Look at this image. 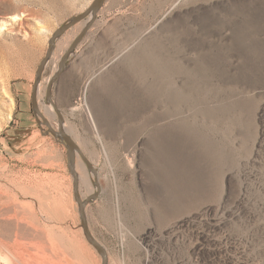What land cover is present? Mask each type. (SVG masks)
<instances>
[{"label": "rangeland", "instance_id": "1", "mask_svg": "<svg viewBox=\"0 0 264 264\" xmlns=\"http://www.w3.org/2000/svg\"><path fill=\"white\" fill-rule=\"evenodd\" d=\"M91 2L0 0V246L17 219L27 259L49 256L52 241L102 261L67 149L31 108L49 39ZM23 9L30 58L7 30ZM84 23L57 39L37 104L55 130L56 107L97 170L85 216L106 264H264V0H106L52 86L53 107L47 83ZM74 169L83 201L93 173L77 154Z\"/></svg>", "mask_w": 264, "mask_h": 264}, {"label": "water", "instance_id": "2", "mask_svg": "<svg viewBox=\"0 0 264 264\" xmlns=\"http://www.w3.org/2000/svg\"><path fill=\"white\" fill-rule=\"evenodd\" d=\"M106 3V0H92L90 5L87 7L85 11H83L81 14L72 17L70 20L62 24L58 29H56L51 38L49 39L48 48L45 53V56L40 61L35 75V80L33 84L32 89V95H31V108L35 114H38L40 118L42 119L43 123L46 125L48 133H50L54 138L58 139L67 149V161L70 170L73 173V179H74V195L75 199L79 203L80 207V218L82 223V228L84 230V233L88 239V241L97 249V251L101 254L102 261L101 264H106V253L104 252L103 248L94 240L92 235L89 232L86 216H85V207L86 205L93 199L97 197V194L92 195L91 197L86 198L85 200H81L78 194V178L76 175V172L74 171V165H75V157L76 154L80 156L82 161L85 163L87 169L93 173L94 175V184L97 188L100 189V186L98 184L97 179V171L92 167L90 162L85 158L83 153L81 152L80 148L77 146V144L72 140V138L64 131L63 129V120L62 115L57 111L56 107H54V103L51 97V90L54 82L57 80V78L60 76V74L65 69V66L67 64V61L71 54L77 49L78 45L82 41V39L85 37V35L88 33L89 29L91 28L92 24L94 23L98 12L102 9L104 4ZM85 21L83 27L79 31V33L76 35V37L71 41L69 46L67 47L66 51L63 53L59 60L58 69L57 71L52 75V77L49 79L46 91H45V97L47 100L51 103V105L54 107L57 113L58 117V126L57 130H55L48 120L41 114L38 104H37V93H38V86L41 80V77L44 73V70L49 62L50 57L52 56L57 39L62 36L65 32H67L70 28L75 26L76 24Z\"/></svg>", "mask_w": 264, "mask_h": 264}, {"label": "bare ground", "instance_id": "3", "mask_svg": "<svg viewBox=\"0 0 264 264\" xmlns=\"http://www.w3.org/2000/svg\"><path fill=\"white\" fill-rule=\"evenodd\" d=\"M24 11H26V12H24ZM33 19H34V14L31 11H27V10L23 9V13L21 16L14 15L13 18H11V20H15V22L10 23V25H9L10 27L7 28V30L11 29V31L13 33H18V34H21L22 36L25 37L26 43H25V45L21 46V50H22L23 54L25 56H27V58L29 56H31L32 52L34 51L35 47L37 46V42L32 40L29 33L24 29L25 27H28V21L33 20ZM1 22H2L1 23L2 26H7L8 20L5 19L3 16H1ZM41 30H43V29H41ZM43 32L51 34V31L45 30ZM11 104H12V102H11ZM64 131L69 135L71 134L72 140L75 143L77 142L76 144L79 147V145H78V143H80L79 137L72 131V129L66 128V129H64ZM93 168L96 169L95 167H93ZM76 170L79 173V179H80L81 185L88 188L90 185L89 180H88L89 176H87L86 171L84 170V166L81 163H78L76 165ZM93 177H94V175H93ZM77 178H78V176H77ZM93 182H94V180H93ZM95 187H96V185H95ZM99 192H100V189L96 187V191L94 193L90 194L88 197H91L92 195H95V194H97V196H98ZM59 198H60L59 199V203H60L59 208L61 209V212L66 216V204H64L65 199L63 198V195H61ZM24 227L25 226L20 224L17 221V219H15V224L13 226V230L10 229L9 231L11 233L8 234V239L10 241L8 243H5V245L0 246V260L4 261L6 264H91V262L89 261V259L86 257V255L83 252L69 254L66 251L65 247L56 246L52 241L49 242V247L46 248L49 252V256H40L38 258H31L30 257L29 259L25 258L23 256V254H21L20 251H18L16 249V245H17L18 241H20V237L23 236V234L28 235L27 231L24 230ZM19 228H21L23 234H22L21 230H19ZM19 232L21 235L20 237L18 236ZM94 240L103 248V250L105 252V247L101 244V242L95 238H94ZM73 241L74 240H72V244H73ZM11 242L14 243L15 245H12ZM22 243H24L25 245L28 244L27 242L20 241L21 245H22Z\"/></svg>", "mask_w": 264, "mask_h": 264}, {"label": "crops", "instance_id": "4", "mask_svg": "<svg viewBox=\"0 0 264 264\" xmlns=\"http://www.w3.org/2000/svg\"><path fill=\"white\" fill-rule=\"evenodd\" d=\"M79 48L80 47H78V49L75 50V52H73V54H71V56L69 57V59L67 61V65L65 66V69L63 70V72L59 76V78H60L59 81L61 80V78H66L67 70H69L74 65V63L77 61L75 58L77 57L78 53L80 52Z\"/></svg>", "mask_w": 264, "mask_h": 264}]
</instances>
